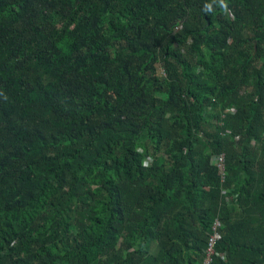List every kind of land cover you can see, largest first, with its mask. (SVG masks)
Masks as SVG:
<instances>
[{"label": "trees", "instance_id": "1", "mask_svg": "<svg viewBox=\"0 0 264 264\" xmlns=\"http://www.w3.org/2000/svg\"><path fill=\"white\" fill-rule=\"evenodd\" d=\"M218 220L264 264V0H0V264H202Z\"/></svg>", "mask_w": 264, "mask_h": 264}, {"label": "built area", "instance_id": "2", "mask_svg": "<svg viewBox=\"0 0 264 264\" xmlns=\"http://www.w3.org/2000/svg\"><path fill=\"white\" fill-rule=\"evenodd\" d=\"M224 160H225L224 155L220 156L219 158L216 157L214 159V163L217 165V167L221 171L222 175H224ZM220 225H222V223L218 220L215 224V229L217 230V232L214 233L213 237L210 239L209 246L206 250V253H207L206 259L204 260V262L202 264H211L213 261V258H214L213 256L217 254V250H216L215 246L217 243V239L220 237V232L218 230Z\"/></svg>", "mask_w": 264, "mask_h": 264}, {"label": "rangeland", "instance_id": "3", "mask_svg": "<svg viewBox=\"0 0 264 264\" xmlns=\"http://www.w3.org/2000/svg\"><path fill=\"white\" fill-rule=\"evenodd\" d=\"M154 250H155V248H154Z\"/></svg>", "mask_w": 264, "mask_h": 264}]
</instances>
